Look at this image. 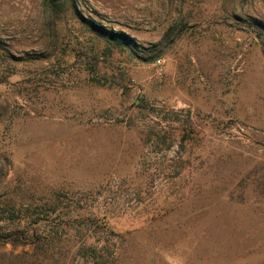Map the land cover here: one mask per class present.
<instances>
[{
  "label": "rangeland",
  "instance_id": "374dc122",
  "mask_svg": "<svg viewBox=\"0 0 264 264\" xmlns=\"http://www.w3.org/2000/svg\"><path fill=\"white\" fill-rule=\"evenodd\" d=\"M0 264H264V0H0Z\"/></svg>",
  "mask_w": 264,
  "mask_h": 264
}]
</instances>
